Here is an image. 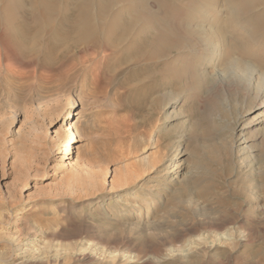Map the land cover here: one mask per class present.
<instances>
[{
  "label": "rangeland",
  "instance_id": "374dc122",
  "mask_svg": "<svg viewBox=\"0 0 264 264\" xmlns=\"http://www.w3.org/2000/svg\"><path fill=\"white\" fill-rule=\"evenodd\" d=\"M176 1L203 10L201 26L229 24L227 0ZM7 43L0 264H264V122L241 130L261 111L248 112L255 94L245 92L261 94L262 82L243 76L244 92L216 97L183 81L132 79L124 60L45 71L38 55L21 57L34 70L21 77L5 70V55L15 56ZM67 123L76 136L63 166Z\"/></svg>",
  "mask_w": 264,
  "mask_h": 264
},
{
  "label": "bare ground",
  "instance_id": "6f19581e",
  "mask_svg": "<svg viewBox=\"0 0 264 264\" xmlns=\"http://www.w3.org/2000/svg\"><path fill=\"white\" fill-rule=\"evenodd\" d=\"M156 1L158 4L152 0H1L0 38L8 42L3 47H10L15 54L14 58L5 55V70L26 77L34 70L21 57L29 55H38L45 71H51L55 63L69 68L112 59L113 63L124 60L123 64H133L135 71L128 75L132 79L140 77L142 83L158 76L170 85L182 81L194 88L199 85L210 94L217 92L216 97L244 92L248 87L242 83L243 76L247 80L255 77L264 85V0H227L229 24L216 17L206 26L196 22L203 10L179 9L176 0ZM215 1L209 0L211 4ZM35 37L40 38L41 45L30 47ZM74 47L81 48L83 55L74 57ZM162 48L167 57L155 58L159 54L155 52ZM149 62H153L152 68ZM245 93L255 94L245 102L248 112L261 111L248 118L241 130L264 122V88L261 94L248 89ZM67 131L70 137L59 147L63 166L70 163V146L76 136L72 124L67 123ZM174 250L180 248L170 249V254Z\"/></svg>",
  "mask_w": 264,
  "mask_h": 264
}]
</instances>
